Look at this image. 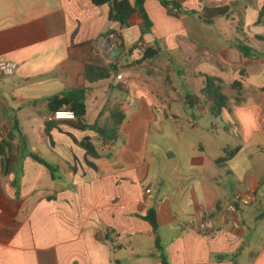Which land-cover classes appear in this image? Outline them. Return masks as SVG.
Returning <instances> with one entry per match:
<instances>
[{"label":"crops","instance_id":"0c3cea01","mask_svg":"<svg viewBox=\"0 0 264 264\" xmlns=\"http://www.w3.org/2000/svg\"><path fill=\"white\" fill-rule=\"evenodd\" d=\"M177 1L145 0L143 34L109 4L0 0V56L17 64L0 77V264H162L150 210L170 264H264V0ZM224 5L212 25L194 12ZM76 88L87 128L49 121V99ZM117 108L110 141L90 126ZM244 189L256 199L227 214Z\"/></svg>","mask_w":264,"mask_h":264},{"label":"trees","instance_id":"16d2710c","mask_svg":"<svg viewBox=\"0 0 264 264\" xmlns=\"http://www.w3.org/2000/svg\"><path fill=\"white\" fill-rule=\"evenodd\" d=\"M95 5L101 6L104 4H109L111 6L110 19L119 22L121 25H128L133 14H139L142 18L141 29L142 33L150 32L152 27V21L145 9V0H91ZM165 7L172 8L173 10L180 11L181 5L177 0H159ZM264 10V9H263ZM230 7L224 6H204L201 11L196 12L205 24L212 25L218 18L227 17L230 14ZM234 45L246 56V57H256L259 54L253 50L249 45L239 42L234 43ZM92 44L87 43L83 45H77L69 48V53L74 56L77 54L78 49L84 47H90ZM155 53V50L148 49L145 52V58H150ZM116 69L115 65H110L109 67L104 66H89L86 70L87 80L93 82L95 80L107 78L111 75V72ZM87 88H76L72 90H67L62 93V95L54 96L49 99L48 108L50 110L49 114L67 106L75 112L76 119L79 120L77 125L79 128H87L85 124L82 123V118L86 112V94ZM125 113L117 108L115 109L109 118V121L105 123V127L101 128L99 125L100 121L96 125L90 126L93 130L101 133L108 140L114 141L118 137V130L122 122L125 120ZM48 126V125H47ZM81 145L87 149L89 152H93L92 144L89 140L83 141ZM237 149L227 153L226 157L223 159H228L233 155ZM44 164L50 166L48 163L40 159ZM152 226L153 231L156 235V245L161 254L162 264H170L169 260L163 251V248L158 237V223L156 220L155 212L150 210L148 214L144 217Z\"/></svg>","mask_w":264,"mask_h":264},{"label":"built area","instance_id":"2783aa9c","mask_svg":"<svg viewBox=\"0 0 264 264\" xmlns=\"http://www.w3.org/2000/svg\"><path fill=\"white\" fill-rule=\"evenodd\" d=\"M118 43V36L115 33L110 34L107 38L100 41L99 45L102 47L114 46ZM145 50V46L141 47ZM17 69V64L7 60L5 57L0 56V77L8 76ZM118 79L122 78V75L117 76ZM75 112L67 106H64L48 116L49 121L59 120H75ZM256 199L255 193L250 189H244L243 191H237L230 203L225 207L227 214L236 212L240 206L251 204Z\"/></svg>","mask_w":264,"mask_h":264},{"label":"water","instance_id":"95a60500","mask_svg":"<svg viewBox=\"0 0 264 264\" xmlns=\"http://www.w3.org/2000/svg\"><path fill=\"white\" fill-rule=\"evenodd\" d=\"M125 51V46L124 45H119L118 47L114 48L111 51V55L113 56L114 60H116L121 53Z\"/></svg>","mask_w":264,"mask_h":264},{"label":"rangeland","instance_id":"374dc122","mask_svg":"<svg viewBox=\"0 0 264 264\" xmlns=\"http://www.w3.org/2000/svg\"><path fill=\"white\" fill-rule=\"evenodd\" d=\"M101 47V46H100ZM103 49V47H101Z\"/></svg>","mask_w":264,"mask_h":264}]
</instances>
